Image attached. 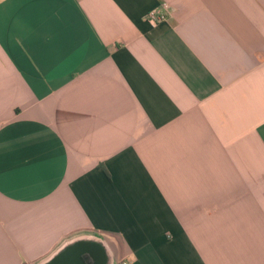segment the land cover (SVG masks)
I'll return each mask as SVG.
<instances>
[{
	"label": "crops",
	"instance_id": "0c3cea01",
	"mask_svg": "<svg viewBox=\"0 0 264 264\" xmlns=\"http://www.w3.org/2000/svg\"><path fill=\"white\" fill-rule=\"evenodd\" d=\"M0 264H264V0H0Z\"/></svg>",
	"mask_w": 264,
	"mask_h": 264
},
{
	"label": "built area",
	"instance_id": "2783aa9c",
	"mask_svg": "<svg viewBox=\"0 0 264 264\" xmlns=\"http://www.w3.org/2000/svg\"><path fill=\"white\" fill-rule=\"evenodd\" d=\"M171 12H172L171 6L168 3L164 2L162 5L152 9L148 13L147 20L152 25L156 26L159 23L166 21L169 18Z\"/></svg>",
	"mask_w": 264,
	"mask_h": 264
}]
</instances>
